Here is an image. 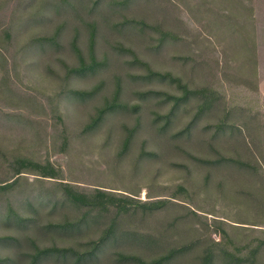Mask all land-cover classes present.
Instances as JSON below:
<instances>
[{"label": "rangeland", "instance_id": "374dc122", "mask_svg": "<svg viewBox=\"0 0 264 264\" xmlns=\"http://www.w3.org/2000/svg\"><path fill=\"white\" fill-rule=\"evenodd\" d=\"M140 262L264 264V0H0V264Z\"/></svg>", "mask_w": 264, "mask_h": 264}, {"label": "trees", "instance_id": "16d2710c", "mask_svg": "<svg viewBox=\"0 0 264 264\" xmlns=\"http://www.w3.org/2000/svg\"><path fill=\"white\" fill-rule=\"evenodd\" d=\"M49 40H51V38L50 39H46V41H49ZM94 62V61H93ZM95 63V62H94ZM93 69V67H91V66H86L83 62H81V64H80V66H79V69H72V72L73 73H75V74H82V73H84L85 71H87V70H92ZM154 75H156V74H150L149 76L151 77V76H154ZM162 78H166V77H169L168 75H165V76H161ZM170 81L171 82H178L179 80H176V79H172V78H170ZM79 94H81V95H85L86 93H79ZM176 100H178V99H176ZM179 101V100H178ZM205 103V102H204ZM203 108V104H201L200 106H199V109H202ZM108 110H107V108H103V109H101V110H99V112H98V116H97V119L99 120V119H101L104 115H105V113L107 112ZM52 252H55V253H58V254H66L68 251L67 250H61V249H48V250H43V251H39V254H47V253H52ZM120 258L121 259H134V258H130V257H124V256H120ZM140 264H144L143 262H140Z\"/></svg>", "mask_w": 264, "mask_h": 264}]
</instances>
